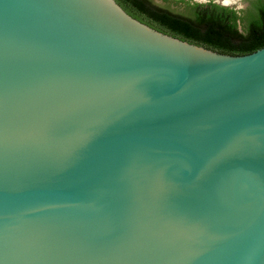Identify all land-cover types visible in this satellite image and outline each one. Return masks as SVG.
Segmentation results:
<instances>
[{
    "label": "water",
    "instance_id": "obj_1",
    "mask_svg": "<svg viewBox=\"0 0 264 264\" xmlns=\"http://www.w3.org/2000/svg\"><path fill=\"white\" fill-rule=\"evenodd\" d=\"M0 264H264V46L0 0Z\"/></svg>",
    "mask_w": 264,
    "mask_h": 264
},
{
    "label": "trees",
    "instance_id": "obj_2",
    "mask_svg": "<svg viewBox=\"0 0 264 264\" xmlns=\"http://www.w3.org/2000/svg\"><path fill=\"white\" fill-rule=\"evenodd\" d=\"M116 1L131 16L153 28L220 53L243 55L264 46V0H248L244 10L211 0H163L181 4L182 13L152 0Z\"/></svg>",
    "mask_w": 264,
    "mask_h": 264
},
{
    "label": "rangeland",
    "instance_id": "obj_3",
    "mask_svg": "<svg viewBox=\"0 0 264 264\" xmlns=\"http://www.w3.org/2000/svg\"><path fill=\"white\" fill-rule=\"evenodd\" d=\"M152 2L156 5L166 7V8H168L171 11L176 12V13H182L183 12L182 5L176 4L172 1L164 2L163 0H152ZM200 3H205V2H200ZM247 5H248V0H239L238 2L233 4L232 6L237 7L236 10H244L247 7ZM240 29H242V27H240Z\"/></svg>",
    "mask_w": 264,
    "mask_h": 264
},
{
    "label": "bare ground",
    "instance_id": "obj_4",
    "mask_svg": "<svg viewBox=\"0 0 264 264\" xmlns=\"http://www.w3.org/2000/svg\"><path fill=\"white\" fill-rule=\"evenodd\" d=\"M226 3H232L234 0H223Z\"/></svg>",
    "mask_w": 264,
    "mask_h": 264
},
{
    "label": "flooded vegetation",
    "instance_id": "obj_5",
    "mask_svg": "<svg viewBox=\"0 0 264 264\" xmlns=\"http://www.w3.org/2000/svg\"><path fill=\"white\" fill-rule=\"evenodd\" d=\"M234 8V7H233ZM235 9V8H234Z\"/></svg>",
    "mask_w": 264,
    "mask_h": 264
}]
</instances>
